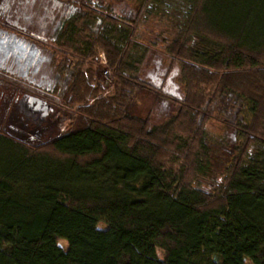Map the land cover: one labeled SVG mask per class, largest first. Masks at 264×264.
I'll return each mask as SVG.
<instances>
[{
  "label": "trees",
  "instance_id": "trees-1",
  "mask_svg": "<svg viewBox=\"0 0 264 264\" xmlns=\"http://www.w3.org/2000/svg\"><path fill=\"white\" fill-rule=\"evenodd\" d=\"M17 1L10 17L28 14ZM166 1L175 0H138L128 19L71 0L82 13L28 23L53 64L43 74L42 63L35 82L0 80L74 115L37 144L0 130V264H264V0H178L183 15L164 51L179 67L180 98L140 77L153 46L137 24ZM99 50L111 94L96 77ZM146 93L174 112L158 123L138 113ZM210 121L235 144L213 138ZM228 144L221 179L206 191L215 148Z\"/></svg>",
  "mask_w": 264,
  "mask_h": 264
},
{
  "label": "rangeland",
  "instance_id": "rangeland-1",
  "mask_svg": "<svg viewBox=\"0 0 264 264\" xmlns=\"http://www.w3.org/2000/svg\"><path fill=\"white\" fill-rule=\"evenodd\" d=\"M11 0H0V29L9 33H13L29 42H34L37 46L41 41H45L44 34L33 32L28 23L37 29L44 25V21L48 18L41 17L43 14L49 15V12L41 11L40 15L35 17V8L37 4H32L31 0H18L30 8L27 9L28 14L18 20V24H14L16 15L9 16L7 13V5ZM45 6L50 8L51 0H39ZM62 1L66 7L64 18H70L83 12V10L71 3V0H55ZM84 1L104 7H112L115 15H121L128 19H137L138 0H75ZM162 6L163 13L157 15H149L139 19L136 34L141 42L151 47L140 70V77L147 80L151 84L160 87L164 92L174 95L178 98L182 97V85L179 76V67L176 64L170 65L169 58L164 51V45L175 34V23H178L183 15V5L178 0L174 3L166 1ZM49 8L47 11H49ZM32 9V10H31ZM34 10V11H33ZM32 11L34 16L32 17ZM31 14V16H30ZM50 23V22H49ZM47 23V27L50 25ZM46 24V23H45ZM49 24V25H48ZM100 25L99 20L95 21V25ZM52 25V24H51ZM53 26V25H52ZM103 56V57H102ZM98 62L94 63L96 77L103 87L101 95L112 93V75L105 66V57L99 50L97 56ZM48 62V61H47ZM43 74L48 73L49 64L43 62ZM55 64V63H54ZM47 66V67H46ZM136 111L140 114L150 115L154 123H158L171 115L175 107L168 101L158 99L151 93L139 94L135 99ZM74 109H70L60 105L54 99L40 97L34 93L22 91L19 88L10 86L0 80V130L6 132L20 140L31 144H37L46 141L48 138L57 133L67 130L73 121ZM64 128V130H61ZM210 135L220 142V138L225 136L227 141L233 143L231 132H225L221 124L210 121L208 125ZM232 144L226 146H218L215 148V160L212 161V180H201V188L206 191L211 190L217 184L222 176V172L226 162L232 154ZM102 226V224H100ZM58 244L62 248L67 247L64 239L58 240Z\"/></svg>",
  "mask_w": 264,
  "mask_h": 264
},
{
  "label": "water",
  "instance_id": "water-1",
  "mask_svg": "<svg viewBox=\"0 0 264 264\" xmlns=\"http://www.w3.org/2000/svg\"><path fill=\"white\" fill-rule=\"evenodd\" d=\"M10 58L17 68L35 73L46 59L34 43L0 29V59Z\"/></svg>",
  "mask_w": 264,
  "mask_h": 264
},
{
  "label": "flooded vegetation",
  "instance_id": "flooded-vegetation-1",
  "mask_svg": "<svg viewBox=\"0 0 264 264\" xmlns=\"http://www.w3.org/2000/svg\"><path fill=\"white\" fill-rule=\"evenodd\" d=\"M31 2H32V4L37 3V6L41 7L44 12H46L49 8L47 5L44 6L42 1L31 0ZM51 2L52 3L50 4V8H49V12L51 14H49V15L43 14V16L41 17V19H43V17H47L48 22H51V20L53 21V19H55V14L53 13V11H57V12L59 11L60 14H62V15H64L66 13V11L64 9L66 7V5L62 1L55 2V0H51ZM94 5H96V4H94ZM19 18L20 17L16 14V20L14 21L15 25L18 24ZM44 23H46V21H44ZM58 24H59V21H56L55 25L57 26ZM53 28L55 29V26ZM40 67H41V65H40ZM40 67L38 68V70L35 73H32L31 68H29L27 71L20 70L19 68H17L10 58L5 59V60L0 59V75L10 76L16 80L17 79H24V80L29 81V82H35V80H37L39 78Z\"/></svg>",
  "mask_w": 264,
  "mask_h": 264
},
{
  "label": "built area",
  "instance_id": "built-area-1",
  "mask_svg": "<svg viewBox=\"0 0 264 264\" xmlns=\"http://www.w3.org/2000/svg\"><path fill=\"white\" fill-rule=\"evenodd\" d=\"M103 57V56H102ZM61 130H64V128H61Z\"/></svg>",
  "mask_w": 264,
  "mask_h": 264
}]
</instances>
